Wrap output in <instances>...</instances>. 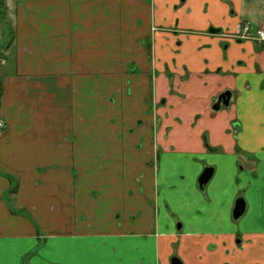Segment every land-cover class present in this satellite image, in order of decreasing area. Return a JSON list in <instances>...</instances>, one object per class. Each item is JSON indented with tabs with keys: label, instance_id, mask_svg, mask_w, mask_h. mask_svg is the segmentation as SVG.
I'll list each match as a JSON object with an SVG mask.
<instances>
[{
	"label": "crops",
	"instance_id": "1",
	"mask_svg": "<svg viewBox=\"0 0 264 264\" xmlns=\"http://www.w3.org/2000/svg\"><path fill=\"white\" fill-rule=\"evenodd\" d=\"M1 12L0 264H264V0Z\"/></svg>",
	"mask_w": 264,
	"mask_h": 264
},
{
	"label": "water",
	"instance_id": "2",
	"mask_svg": "<svg viewBox=\"0 0 264 264\" xmlns=\"http://www.w3.org/2000/svg\"><path fill=\"white\" fill-rule=\"evenodd\" d=\"M229 96H230L229 92H225V93L221 94L218 97L217 102L214 104L213 109L218 110L219 107L221 106V104L223 106H227ZM212 171L213 170L211 168H205L203 170V172L200 174V176L198 178V184H199L200 188H202L204 185H206L208 180L211 178ZM244 210H245L244 200L241 198H238L234 204L233 218L238 219L244 213ZM170 264H181V262L177 257H173L170 260Z\"/></svg>",
	"mask_w": 264,
	"mask_h": 264
},
{
	"label": "built area",
	"instance_id": "3",
	"mask_svg": "<svg viewBox=\"0 0 264 264\" xmlns=\"http://www.w3.org/2000/svg\"><path fill=\"white\" fill-rule=\"evenodd\" d=\"M242 37L243 38H253L258 41L262 46H264V25H260L254 30L253 35H251L250 27L248 24L242 28ZM4 127L3 122L0 120V130Z\"/></svg>",
	"mask_w": 264,
	"mask_h": 264
},
{
	"label": "flooded vegetation",
	"instance_id": "4",
	"mask_svg": "<svg viewBox=\"0 0 264 264\" xmlns=\"http://www.w3.org/2000/svg\"><path fill=\"white\" fill-rule=\"evenodd\" d=\"M246 24H248V23H244V24H239V27H238V29L236 30V32L235 33H233L232 35L233 36H235V37H237V38H239V39H246V38H243L242 37V34H241V32H242V28H243V26H245ZM249 25V27H250V32H251V35H253V32H254V30H256V28L258 27V26H260V25H257L256 27H254V28H252V26L250 25V24H248ZM261 25H264V24H261ZM209 32H211L212 34H214V35H221V34H223L224 32H222V30L221 29H214V28H209ZM225 34V33H224ZM248 39H250V40H254L253 38H248ZM255 42H258V41H256V40H254ZM259 43V42H258ZM260 44V43H259ZM261 45V44H260ZM262 46V45H261ZM263 48H264V46H262ZM226 92V91H225ZM224 93V92H223ZM223 93H221V94H223ZM221 94H219V96L221 95ZM218 96V97H219ZM218 97H217V99H218ZM216 102H217V100H216ZM215 102V103H216ZM221 106H223L222 104H221ZM220 108V107H219ZM173 257H175V256H173ZM172 257V258H173ZM171 260V259H170Z\"/></svg>",
	"mask_w": 264,
	"mask_h": 264
},
{
	"label": "trees",
	"instance_id": "5",
	"mask_svg": "<svg viewBox=\"0 0 264 264\" xmlns=\"http://www.w3.org/2000/svg\"><path fill=\"white\" fill-rule=\"evenodd\" d=\"M2 6H3V0H0V10H2ZM0 14H1V16H4L2 12ZM12 39H13V34L11 33V40L9 41L7 46L4 48V50H6V49H8L10 47ZM0 54H2V53L0 52ZM2 91H3V89H2V80L0 79V100H1V96H2ZM7 178H8V180L11 183L12 182L11 177L7 176ZM16 189H17V182H15L14 185H12V183H11L9 194L13 195L15 193ZM11 212L16 213V212H14L12 210H11Z\"/></svg>",
	"mask_w": 264,
	"mask_h": 264
},
{
	"label": "rangeland",
	"instance_id": "6",
	"mask_svg": "<svg viewBox=\"0 0 264 264\" xmlns=\"http://www.w3.org/2000/svg\"><path fill=\"white\" fill-rule=\"evenodd\" d=\"M3 125H4V127L0 131H2L5 128V123L4 122H3ZM231 132H232L231 136L234 137L233 136V132H234V128L233 127H231ZM45 163H48L49 164L50 162L49 161H46ZM180 178H182V176H180ZM11 180H12V185H14L15 181L17 182V179L14 180L13 178H11ZM7 195H12V194L7 193ZM9 199H10V196H9Z\"/></svg>",
	"mask_w": 264,
	"mask_h": 264
}]
</instances>
